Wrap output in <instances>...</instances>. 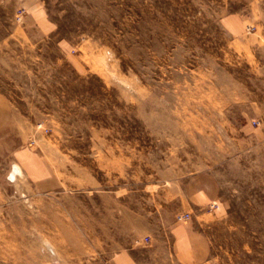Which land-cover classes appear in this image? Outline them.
Segmentation results:
<instances>
[{
    "label": "rangeland",
    "instance_id": "1",
    "mask_svg": "<svg viewBox=\"0 0 264 264\" xmlns=\"http://www.w3.org/2000/svg\"><path fill=\"white\" fill-rule=\"evenodd\" d=\"M248 3L0 0V91L61 183L0 165V264L131 247L177 264L169 227L192 214L204 264H264V0ZM189 179L213 200L182 213Z\"/></svg>",
    "mask_w": 264,
    "mask_h": 264
},
{
    "label": "crops",
    "instance_id": "2",
    "mask_svg": "<svg viewBox=\"0 0 264 264\" xmlns=\"http://www.w3.org/2000/svg\"><path fill=\"white\" fill-rule=\"evenodd\" d=\"M248 1L249 3L252 2V0ZM12 122L10 100L0 91V165L4 162H17L20 168L22 167L26 177H28L29 183H33L35 189L40 193L58 189L61 183L55 171L48 166L46 159L42 155H39L37 166L34 165L29 158V151L22 146V139L16 138L17 136L22 137L24 133L16 131V127ZM18 170L20 172L19 168ZM197 184L192 179L185 182L183 197L186 198L185 205L187 207L184 205L179 212H192L191 203L193 197L196 205L198 203L201 204L200 207H206L208 202L213 200V198L209 197L210 195L200 193V185L199 183ZM197 195L198 201L195 200ZM193 216L192 214V218L189 221L184 223L173 222L169 227L171 247L176 255L174 258L177 264H204L208 259V239L205 233L197 228ZM143 246L146 247V243ZM137 257H140V255L138 256V250L136 251L131 247L130 251L119 254V258L124 261L116 264H137Z\"/></svg>",
    "mask_w": 264,
    "mask_h": 264
},
{
    "label": "built area",
    "instance_id": "3",
    "mask_svg": "<svg viewBox=\"0 0 264 264\" xmlns=\"http://www.w3.org/2000/svg\"><path fill=\"white\" fill-rule=\"evenodd\" d=\"M186 217H187V215H186ZM179 218L182 219V218H183V215H181ZM143 242H144V243H148V242H149L148 237H145V238L143 239Z\"/></svg>",
    "mask_w": 264,
    "mask_h": 264
}]
</instances>
